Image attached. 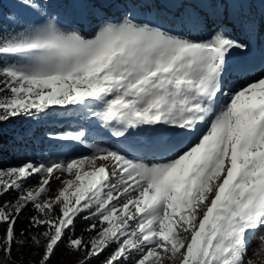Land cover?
<instances>
[{"label": "snow or ice", "instance_id": "1", "mask_svg": "<svg viewBox=\"0 0 264 264\" xmlns=\"http://www.w3.org/2000/svg\"><path fill=\"white\" fill-rule=\"evenodd\" d=\"M19 3L43 23L0 41V153L3 125L54 107L111 133L50 135L90 154L0 167V264H53L58 251L72 264H264V61L249 45L224 29L171 34L132 11L107 18L121 0H92L90 37L44 0ZM143 126L166 130L130 139Z\"/></svg>", "mask_w": 264, "mask_h": 264}, {"label": "rangeland", "instance_id": "2", "mask_svg": "<svg viewBox=\"0 0 264 264\" xmlns=\"http://www.w3.org/2000/svg\"><path fill=\"white\" fill-rule=\"evenodd\" d=\"M46 2H50V0H46ZM183 2L185 0H159V2L155 3L142 4L140 0H135L136 7L134 9L126 10L125 7L114 6L106 10L105 16L115 21L124 12L132 11L138 22H147L171 34L188 37L197 41L206 40L210 38L214 31L224 29L227 34L234 38H239L249 45V50L245 55L257 66L264 61V0H230L228 9L222 13L218 11L215 0H192L190 5L186 3L188 10L184 8ZM8 6V10L2 13L5 38L23 31L26 25L43 23L41 16L25 9L19 1L8 3ZM75 6L74 18L68 20L65 19V15L53 13L51 7H48V10L57 18L59 25L64 30H77L82 35L90 37L96 30L97 24L102 17L99 15L93 16L90 6L82 3L81 0H75ZM13 15L18 16L19 20L16 22L10 21L9 17ZM187 20L189 21L187 22ZM241 58H243L241 53L234 51L229 60L230 62H234ZM221 99L223 98L221 97ZM83 112V109L73 106H68L67 108L54 107L46 117L40 120L20 118L15 121L28 130L38 124L44 123L61 125L64 121L59 116L72 114L65 122L79 125L78 131L85 133V140L88 144L108 141L111 129L98 127L95 122L90 123L89 120H85ZM164 130L166 129L161 127L157 130V133H154L148 126H143L130 139L147 138ZM54 140L49 141L51 146H55ZM58 141L63 146L58 151L60 154L72 156L90 154V149L78 142ZM65 178L70 177L66 176ZM31 180L35 179L32 178ZM36 183L37 181H28V184L33 186ZM58 187H60L59 184L53 183L52 188L54 190Z\"/></svg>", "mask_w": 264, "mask_h": 264}, {"label": "trees", "instance_id": "3", "mask_svg": "<svg viewBox=\"0 0 264 264\" xmlns=\"http://www.w3.org/2000/svg\"><path fill=\"white\" fill-rule=\"evenodd\" d=\"M18 1L19 0H0V29H2V32H0V41L5 39V29L3 26L4 19L2 13L8 10V3H15ZM44 2H46V0H44ZM81 2L90 6L93 16H98L97 9L93 5L92 0H81ZM215 2L218 6V11L222 13L228 9L230 0H215ZM46 3L48 7H51V11L53 13L65 15L66 20L74 18V13L76 10L75 0H50V2ZM121 3L128 5L126 10L134 9L136 7H132V5H135L133 0H121ZM184 6V8L188 10V7L185 3ZM117 7L122 6L117 5ZM162 11H164V9H162ZM188 21L189 20H187V22ZM9 62H11V60ZM70 115L72 114L59 116L64 121V123L61 125L44 123L38 124L32 129L28 130L20 126V124H17L15 120L3 125L5 130V148L4 151L0 153V167L7 168L17 166L27 160L41 162L50 155H52V158H54L55 156L53 154L58 153V151H60L63 146L58 140H54L55 146H51L49 144V141H52V139L49 138L50 135H57L68 130L78 131L80 128L77 124L65 122ZM29 181H36V179H30ZM9 198L11 197H5V199ZM27 215L28 213L26 212L24 217H27ZM24 217L21 218V224L18 227L22 228L24 226ZM77 225L76 232L79 234L85 224L83 221L78 220ZM61 248H63V245H61ZM73 259L74 258L71 255H61V253L58 251L57 255L53 258V264H58L60 261H62L63 264H72Z\"/></svg>", "mask_w": 264, "mask_h": 264}, {"label": "bare ground", "instance_id": "4", "mask_svg": "<svg viewBox=\"0 0 264 264\" xmlns=\"http://www.w3.org/2000/svg\"><path fill=\"white\" fill-rule=\"evenodd\" d=\"M173 1V0H172ZM263 16V15H262ZM163 132H165V130L164 131H162L161 133H163Z\"/></svg>", "mask_w": 264, "mask_h": 264}]
</instances>
